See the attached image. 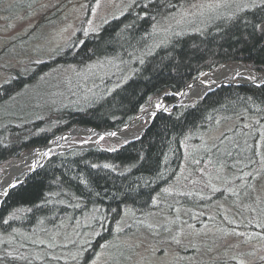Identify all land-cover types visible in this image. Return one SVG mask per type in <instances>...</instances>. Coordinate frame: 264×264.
Masks as SVG:
<instances>
[{"label": "trees", "instance_id": "16d2710c", "mask_svg": "<svg viewBox=\"0 0 264 264\" xmlns=\"http://www.w3.org/2000/svg\"><path fill=\"white\" fill-rule=\"evenodd\" d=\"M38 1L17 0L11 7L29 9ZM188 1L133 0L47 59L10 69L0 82V108L30 83L47 79L53 67L71 65L76 72L63 91L37 97L32 110L0 114V164L75 124L124 125L153 96L171 100L222 63L244 61L264 72V0L178 23L176 12ZM18 36L21 47L33 39ZM262 164L264 84L222 83L157 112L140 136L115 147H73L47 157L0 203V264H89L109 240L140 229L165 231V224L146 223L153 210L173 213L226 200L229 189L209 181V172L226 170L232 180L225 185L248 194ZM261 211L262 224L252 225L264 239V206Z\"/></svg>", "mask_w": 264, "mask_h": 264}, {"label": "rangeland", "instance_id": "374dc122", "mask_svg": "<svg viewBox=\"0 0 264 264\" xmlns=\"http://www.w3.org/2000/svg\"><path fill=\"white\" fill-rule=\"evenodd\" d=\"M15 1L17 0H0V82L9 76L10 69H24L31 62L47 59L56 48L64 45L75 34L96 31L105 20L125 11L133 2L94 0L88 7L89 0H39L29 9L16 10L11 7ZM235 3L245 4L249 0H189L177 10L174 18L178 23H185ZM25 34H31L33 39L27 41L25 47H21L17 42L18 35ZM10 43L11 48L5 51ZM235 64L237 61L222 63L206 72L223 65ZM73 72L76 70L71 65L53 67L49 70L47 79L30 83L19 96L1 105L0 114L16 116L32 110L38 105L37 97L47 98L49 94L53 96L56 92L63 91L64 80L71 81ZM247 77L249 76L227 75L225 79ZM159 94L153 96L139 113L154 102ZM161 98L166 100L163 95ZM39 110H36L39 115L45 112ZM138 120L133 129L141 128L147 121L145 116ZM223 129L220 127L209 136H217ZM94 138L96 140L97 137ZM125 140L127 139L104 136L96 144L112 148ZM11 160L0 164V175L2 168ZM261 166L264 168L263 164ZM260 169L256 171L257 175L248 194L240 186L225 185L232 180V175L226 170L209 172V181L216 180L217 187L229 189L230 196L226 200H216L202 209L180 208L173 213L163 209L153 210L145 217L146 223L156 228L165 224V231L149 234L140 229L133 234L120 236L119 240H109L105 249L99 251L89 264H264V239L260 233L254 232L252 225L253 222L260 225L263 222L261 210L264 206V169ZM76 228L77 226L73 227V230ZM182 248L192 249V253L183 252Z\"/></svg>", "mask_w": 264, "mask_h": 264}, {"label": "bare ground", "instance_id": "6f19581e", "mask_svg": "<svg viewBox=\"0 0 264 264\" xmlns=\"http://www.w3.org/2000/svg\"><path fill=\"white\" fill-rule=\"evenodd\" d=\"M227 75H246L255 78L257 74L251 67L243 63L220 66L211 72H206L201 77L191 80L190 83H188L186 87L183 88L179 93L180 100L188 103L194 99L200 98L206 91L208 85H213L218 81L224 80ZM161 97L162 95L159 94L155 98L157 101L155 100L150 105H148L147 108L142 112L141 117L145 116L146 119H149L154 108L162 105L164 100H162ZM138 121V118H136L123 129V132L110 134L109 136L116 139H127V135L135 130L133 129V125ZM100 135L101 134L95 132L94 130H87L81 126H73L64 131V133L55 135L47 147H31L17 158L12 159L2 168L0 175V203L4 198L8 186L14 183L33 165L42 162L45 157L51 153L50 151L52 150L53 146L55 148H64L71 145H80V142L83 141V139L89 140L88 142L90 143L95 140V136L98 137ZM79 138L83 139L81 140Z\"/></svg>", "mask_w": 264, "mask_h": 264}, {"label": "water", "instance_id": "95a60500", "mask_svg": "<svg viewBox=\"0 0 264 264\" xmlns=\"http://www.w3.org/2000/svg\"><path fill=\"white\" fill-rule=\"evenodd\" d=\"M237 63H243V64L247 65L244 61H237ZM247 66H249V65H247ZM251 68L257 74L255 76V78H253V77H247V78H240V79H237V80H234V79H224L222 81H218L217 83H215L213 85H208V87H207L206 91L204 92V94L206 92H208V91H211V90L215 89L216 87H218L222 83H234V84L253 83V84H264V72H262L260 70H257V69H255L253 67H251ZM232 76H234V75H232ZM188 83H190V81ZM186 85L184 87H182L180 90H178L175 93V97L173 99H171V100H165V101H163V103H162L161 106L155 107L154 110H153V112H152L151 117L149 119H147V121L145 122V124L141 128L135 129L133 132H130L127 135V139L136 138V137L140 136L141 133L144 131V129L149 125V123L151 122V120L153 119L154 115L157 112H159V111H169L174 106H176L178 104L185 103V102H183V101L180 100L179 93L182 91L183 88L186 87ZM165 93L169 94V92H165ZM162 95H163V93H162ZM141 115H142V112L141 113H138L135 118H133L132 120H130L126 124L121 125L119 127H96V126L91 125V124H75V125H72L71 127H73V126H81V127L86 128L87 130H94L95 132H98L101 135L98 136L96 138V140H93L90 143L88 142L89 140H83V141L80 142V145H71V146L64 147V148H57V147L55 148L53 146L52 147V150L50 151L51 153H49L42 162H40L39 164L33 165L30 169H28L27 171H25V173L22 176H20L14 183L10 184L8 186V188H7L6 193L8 192V190L10 188H12L17 183H19L21 180H23L28 174H30L32 171H34L39 166H41L44 163V161L46 160V158L49 157L51 154H53L55 152H59V151H64V150H67V149L73 148V147H88V146L96 145L97 140L101 139L103 136H107V134L109 136L110 134H114V133H118V132H123V129L126 126H128L136 118H140ZM66 130H63L62 132L58 133L57 135L64 133V131H66ZM53 137H51L45 144H43L41 146H34V147H47L48 144H49V142L52 140ZM6 193H5V195H6Z\"/></svg>", "mask_w": 264, "mask_h": 264}]
</instances>
